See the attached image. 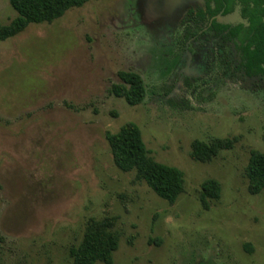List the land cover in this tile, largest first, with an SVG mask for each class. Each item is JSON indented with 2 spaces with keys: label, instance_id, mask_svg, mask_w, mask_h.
<instances>
[{
  "label": "rangeland",
  "instance_id": "rangeland-1",
  "mask_svg": "<svg viewBox=\"0 0 264 264\" xmlns=\"http://www.w3.org/2000/svg\"><path fill=\"white\" fill-rule=\"evenodd\" d=\"M201 5L90 1L0 43V264H69L86 222L105 217L120 237L112 264H264V189L249 195L244 177L250 151L264 153V82L232 77L225 46L184 37ZM15 16L0 0V25ZM121 71L143 79L139 105L109 93ZM126 122L182 172L173 204L114 166L104 135ZM232 136L208 163L188 155L193 140ZM206 179L220 184L208 210Z\"/></svg>",
  "mask_w": 264,
  "mask_h": 264
},
{
  "label": "trees",
  "instance_id": "trees-1",
  "mask_svg": "<svg viewBox=\"0 0 264 264\" xmlns=\"http://www.w3.org/2000/svg\"><path fill=\"white\" fill-rule=\"evenodd\" d=\"M99 0H8L16 16L5 25H0V43L21 34L29 25L51 24L72 8H80L85 3ZM204 8L199 9L194 17L185 19V27L190 34L204 29L206 33L229 43L238 52L245 43L244 55L239 56L233 67V75L242 71L243 76L264 80V22L255 16L256 0H204ZM260 10L264 16V0H260ZM234 5L240 6L239 16L246 25H222L210 16L223 10L230 12ZM260 28L258 31L257 28ZM215 39V38H214ZM218 39V38H216ZM217 41V40H216ZM254 47L255 49H251ZM120 83L113 84L109 93L123 99L129 106L142 103L146 88L141 76L132 71L118 73ZM114 166L121 172H134L135 179L143 182L158 198L173 204L183 190L182 172L171 166L158 163L145 148L138 126L132 122L124 123L115 133H105ZM264 142V136L262 138ZM236 136L211 138L207 141L193 140L189 146V157L198 163H208L220 152L230 150ZM247 192L258 195L264 189V153L252 150L244 168ZM220 197V184L213 179H206L200 184L199 202L208 210L212 201ZM114 217L89 219L77 245L67 250L69 264H112L113 254L118 248L119 233L113 229ZM246 253H251L250 244L243 245Z\"/></svg>",
  "mask_w": 264,
  "mask_h": 264
},
{
  "label": "flooded vegetation",
  "instance_id": "flooded-vegetation-1",
  "mask_svg": "<svg viewBox=\"0 0 264 264\" xmlns=\"http://www.w3.org/2000/svg\"><path fill=\"white\" fill-rule=\"evenodd\" d=\"M260 0H256V3H257V7L255 8V16H258V17H261L262 18V21L264 22V16H263V14H262V12H261V10H260V7H259V5H260V2H259ZM204 0H202V5H201V7H199L198 9H188V11L186 12V17H185V19L186 18H188V17H194V15L198 12V10L199 9H203L204 8ZM263 7H264V5H262ZM240 11H241V9H240V6H236V5H234L233 6V8H232V10L230 11V12H228V13H226V14H223L222 12H223V10H221V11H219L217 14H215V15H212V16H210L212 19H214V21H216L217 23H219V24H222V25H230V26H235V25H237V24H244V25H246V21L244 20V19H242L240 16H239V13H240ZM236 15L237 17H238V19H239V21L238 22H236V23H234V24H232V23H221V22H219L218 21V18H220V17H226V16H229V15ZM185 21V20H184ZM184 24H183V31H184V37H186V38H188V39H190V40H195V41H198V42H200L201 40H200V37L202 38V40H204V41H209V43L212 45V46H217V44L218 45H223V46H225V48H226V50H229V53H230V55L232 56V58H233V61H234V66H235V63H236V61L238 60V62H239V56L240 57H243V55H244V48H245V43L242 45V48H240L239 49V51L238 52H235L232 48H231V46L229 45V43H227V42H225V41H223L222 39H219V37L218 36H216V37H214V35L212 36L211 34H209V33H206L207 31H204V29H206V28H203V29H200V30H197V34H190L189 32H187V29H186V27H185V22H183ZM257 30L259 31L260 30V28L258 27L257 28ZM215 38V39H214ZM216 38H218V39H216ZM217 40V41H216ZM251 49L253 50V49H255L254 47H251ZM233 66V67H234ZM233 67L230 69V71H231V73L233 74ZM243 72L242 71H239V72H237V74L236 75H232V77H236V76H239L240 78H247V77H245V76H243V74H242ZM254 78H259L260 80H262L263 82H264V80L260 77V76H258V77H254ZM254 78H252V79H254ZM250 79V78H249Z\"/></svg>",
  "mask_w": 264,
  "mask_h": 264
}]
</instances>
